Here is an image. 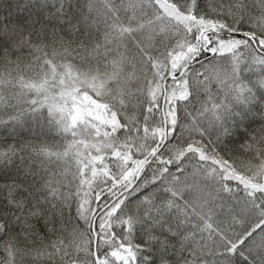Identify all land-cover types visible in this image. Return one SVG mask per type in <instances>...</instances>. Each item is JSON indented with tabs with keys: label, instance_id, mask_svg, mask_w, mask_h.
<instances>
[{
	"label": "snow or ice",
	"instance_id": "1",
	"mask_svg": "<svg viewBox=\"0 0 264 264\" xmlns=\"http://www.w3.org/2000/svg\"><path fill=\"white\" fill-rule=\"evenodd\" d=\"M0 264H264V0H0Z\"/></svg>",
	"mask_w": 264,
	"mask_h": 264
}]
</instances>
